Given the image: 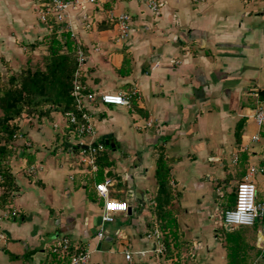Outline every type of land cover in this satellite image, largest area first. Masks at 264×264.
<instances>
[{
	"label": "crops",
	"instance_id": "crops-1",
	"mask_svg": "<svg viewBox=\"0 0 264 264\" xmlns=\"http://www.w3.org/2000/svg\"><path fill=\"white\" fill-rule=\"evenodd\" d=\"M148 1L94 0L69 11L68 30L85 53L80 79L108 164L99 170L97 160L92 173L77 162L62 112L24 115L18 122L32 145L29 157L19 153L10 161L19 190L9 205L14 214L0 221V264H58L49 246L61 235L88 250L87 264H227L218 213L249 165L258 168L252 180L264 202V125L254 121L264 100V0H156L157 13ZM46 3L0 0V72L19 68L28 57L25 45L49 33L36 13ZM108 11L131 16L123 44L113 41ZM42 48L28 52L33 61ZM131 90L139 98L130 107L99 99ZM255 134L259 139L251 140ZM159 152L170 166L169 207L179 227L166 255L159 239L147 235L157 228L151 210ZM104 178L111 180L108 197L126 200L129 211L115 213L98 239L103 199L94 184ZM227 231L237 257L264 264V217Z\"/></svg>",
	"mask_w": 264,
	"mask_h": 264
},
{
	"label": "trees",
	"instance_id": "trees-1",
	"mask_svg": "<svg viewBox=\"0 0 264 264\" xmlns=\"http://www.w3.org/2000/svg\"><path fill=\"white\" fill-rule=\"evenodd\" d=\"M46 26L49 30L46 36L25 45L28 55L25 63L15 70L9 67L5 72H0V211L9 210V205L19 190L17 175L13 171L10 161L19 153L29 157L28 150L32 145V142H29V146H27L22 142L15 141L17 135L24 137L18 122L19 118L24 115L29 117L48 116L52 110L64 113L74 108L70 91L77 69L78 46L63 23H56L49 19ZM39 47H43L41 50L39 49L42 53L41 62H37L35 59L33 61L28 52L37 50ZM133 99H131V104ZM236 128L238 135L240 124ZM100 155L97 156V160L101 159ZM31 161L32 159H27L26 166ZM107 164L106 159H101L98 163L99 170H102V167ZM169 173L168 161L164 154L159 152L154 171L158 187L152 210L156 217L157 229L160 232L162 252L165 255L169 254L171 247H175L179 239L176 212L169 207L173 197ZM231 200L232 198L226 208L232 206ZM229 232L225 231L227 264H245L243 257L240 258L241 254L237 257L235 249L230 250L229 247L234 248L235 245H228V243L231 244Z\"/></svg>",
	"mask_w": 264,
	"mask_h": 264
},
{
	"label": "built area",
	"instance_id": "built-area-1",
	"mask_svg": "<svg viewBox=\"0 0 264 264\" xmlns=\"http://www.w3.org/2000/svg\"><path fill=\"white\" fill-rule=\"evenodd\" d=\"M34 2L41 0H32ZM94 0H47L44 6H36L37 18L42 23H47L49 19L56 23H63L68 29V15L70 10H74L76 6L85 2H93ZM194 2L201 0H191ZM148 7L153 13H157L159 3L156 0H149ZM110 20L116 24V35L113 41L116 44H123L130 35L131 16L128 12L114 13L108 11L107 14ZM77 69L72 80L70 95L74 101V108L62 113L64 117V126L66 132L70 133L75 139L77 152L75 159L84 166L87 172H96L98 170L97 156L104 152L105 146L103 142L96 140V129L92 114L86 102V97L90 94H85V85L80 79V70L85 62V53L81 47L77 48ZM138 99L139 96L135 90L131 91H110L100 93L99 99L102 103L113 105L131 106L132 98ZM255 124L260 128L264 125V100L257 101L255 113ZM55 128L58 123H54ZM146 126L151 127L152 121L146 122ZM258 135H253L251 140H258ZM15 141H21L29 146V141L22 135H17ZM19 142V143H21ZM247 148V145L244 146ZM238 156L233 155V162H236ZM258 168L254 165H249L246 173L236 185L234 192V203L231 207L226 208L222 212V223L226 229L235 227L252 226L257 219L264 216V202H258L256 199V186L252 180ZM111 184L110 178H104L100 182L94 184V189L97 194L103 199L102 209L100 212V224L96 231V238L102 239L105 236L103 225L114 221V214L117 212H126L129 204L126 200L115 199L108 197V186ZM14 214L10 210L0 211V221ZM147 235L159 239V251H162L160 243V232L157 228L151 230ZM4 235L0 232V239ZM50 253L55 255L58 264H87L89 252L78 244L72 242L67 235H61L53 239L50 246ZM130 252H125V259L130 260ZM250 264H257L255 261Z\"/></svg>",
	"mask_w": 264,
	"mask_h": 264
},
{
	"label": "rangeland",
	"instance_id": "rangeland-1",
	"mask_svg": "<svg viewBox=\"0 0 264 264\" xmlns=\"http://www.w3.org/2000/svg\"><path fill=\"white\" fill-rule=\"evenodd\" d=\"M41 52H39L38 54H36L35 56H34V59L37 61V62H41V60H40V57H41ZM34 60V61H35ZM23 117L21 116L20 118H19V120H21ZM18 120V121H19ZM104 153V152H103ZM103 153H101V155L103 154ZM236 185L237 184H235V185H233L232 187H231V189H232V191L233 192H235V188H236ZM234 195L235 194H233V196H232V200H231V204L233 205V203H234ZM223 200L224 199H222V201L221 202H223ZM222 204V203H221ZM223 208L225 209L226 207H224V205H223ZM151 214H153V216H154V218H155V220H156V217H155V214H154V211L153 210H151ZM218 219H221L222 220V214L221 213H218ZM220 223V225L217 227V232H219V233H224L225 231H227V229L223 226V224H222V222L220 221L219 222ZM172 263H175V262H172Z\"/></svg>",
	"mask_w": 264,
	"mask_h": 264
},
{
	"label": "water",
	"instance_id": "water-1",
	"mask_svg": "<svg viewBox=\"0 0 264 264\" xmlns=\"http://www.w3.org/2000/svg\"><path fill=\"white\" fill-rule=\"evenodd\" d=\"M127 211H129V207H128Z\"/></svg>",
	"mask_w": 264,
	"mask_h": 264
}]
</instances>
